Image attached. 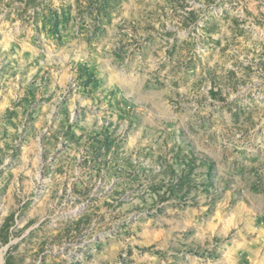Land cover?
Segmentation results:
<instances>
[{
    "label": "rangeland",
    "instance_id": "rangeland-1",
    "mask_svg": "<svg viewBox=\"0 0 264 264\" xmlns=\"http://www.w3.org/2000/svg\"><path fill=\"white\" fill-rule=\"evenodd\" d=\"M2 264H264V0H0Z\"/></svg>",
    "mask_w": 264,
    "mask_h": 264
},
{
    "label": "bare ground",
    "instance_id": "bare-ground-1",
    "mask_svg": "<svg viewBox=\"0 0 264 264\" xmlns=\"http://www.w3.org/2000/svg\"><path fill=\"white\" fill-rule=\"evenodd\" d=\"M0 264H2V259H1V255H0Z\"/></svg>",
    "mask_w": 264,
    "mask_h": 264
}]
</instances>
